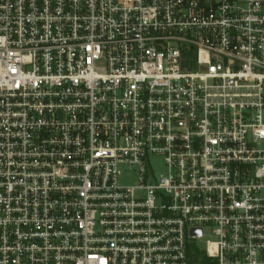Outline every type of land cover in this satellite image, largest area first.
<instances>
[{"label":"built area","instance_id":"2783aa9c","mask_svg":"<svg viewBox=\"0 0 264 264\" xmlns=\"http://www.w3.org/2000/svg\"><path fill=\"white\" fill-rule=\"evenodd\" d=\"M0 264H264V0H0Z\"/></svg>","mask_w":264,"mask_h":264},{"label":"rangeland","instance_id":"374dc122","mask_svg":"<svg viewBox=\"0 0 264 264\" xmlns=\"http://www.w3.org/2000/svg\"><path fill=\"white\" fill-rule=\"evenodd\" d=\"M162 164H161V162H158L157 164H156V171L157 172H162L163 171V169H162ZM135 179V176H134V174L133 175H131V176H129V177H122L121 178V181L123 182V183H130V182H132L133 180Z\"/></svg>","mask_w":264,"mask_h":264},{"label":"water","instance_id":"95a60500","mask_svg":"<svg viewBox=\"0 0 264 264\" xmlns=\"http://www.w3.org/2000/svg\"><path fill=\"white\" fill-rule=\"evenodd\" d=\"M194 234H195V235H201V234H202V232H201V231H199V232H195Z\"/></svg>","mask_w":264,"mask_h":264}]
</instances>
